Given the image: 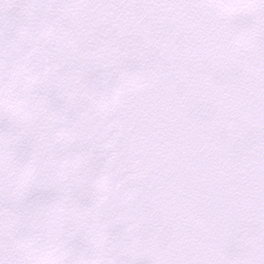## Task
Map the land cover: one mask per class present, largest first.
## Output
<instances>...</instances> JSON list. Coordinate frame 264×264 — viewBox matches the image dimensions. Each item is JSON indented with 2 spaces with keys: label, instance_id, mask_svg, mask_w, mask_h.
Masks as SVG:
<instances>
[{
  "label": "snow or ice",
  "instance_id": "1",
  "mask_svg": "<svg viewBox=\"0 0 264 264\" xmlns=\"http://www.w3.org/2000/svg\"><path fill=\"white\" fill-rule=\"evenodd\" d=\"M0 264H264V0H0Z\"/></svg>",
  "mask_w": 264,
  "mask_h": 264
}]
</instances>
